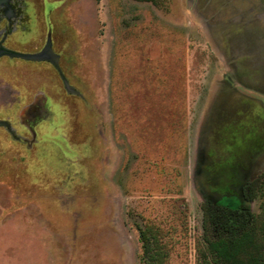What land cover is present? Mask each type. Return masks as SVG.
Wrapping results in <instances>:
<instances>
[{"label":"rangeland","instance_id":"374dc122","mask_svg":"<svg viewBox=\"0 0 264 264\" xmlns=\"http://www.w3.org/2000/svg\"><path fill=\"white\" fill-rule=\"evenodd\" d=\"M233 96L255 120L231 111L228 198L203 160ZM263 117L264 0H0V264H143L139 230L159 264H213L226 211L264 219Z\"/></svg>","mask_w":264,"mask_h":264},{"label":"flooded vegetation","instance_id":"af4514ba","mask_svg":"<svg viewBox=\"0 0 264 264\" xmlns=\"http://www.w3.org/2000/svg\"><path fill=\"white\" fill-rule=\"evenodd\" d=\"M222 102H224L225 105L217 106L213 118V120H215V124L219 125V132L221 130L222 133L220 132L219 135L215 138V140L212 139L207 144V150L205 151L206 155L203 160L204 163L203 182L205 186L208 188L209 192L223 193L224 195H227L228 198H230V196L237 197V192L239 194L242 193V185L240 184L242 175L239 172V166H240L239 164L241 163V158L243 156L242 155L243 140L241 142V140L238 138L237 139L232 138L234 133H232L231 130L235 129L234 132L236 134L237 126L236 125L234 126L231 123V117H232L231 111L232 109L234 110L235 112L234 116L236 115V112H240L241 117L249 118L251 116L254 118V120H255V114H253L254 111L252 109L253 102H250L248 98L245 99V97L243 96H233V97H229V99L225 98L224 100H222ZM258 121L255 123L253 122L254 127L250 129L251 131L253 132H255V130L264 131V117L262 119V123H259V125H258ZM239 125L242 126V130L244 129L249 130L248 126L242 125V123H239ZM241 135L242 134L240 132V136ZM222 138L225 139V142L227 143L226 145L222 144V141H224ZM233 146L236 149L235 152H237V155H234L236 156L235 160L231 154L229 155V153H227L229 152L227 151V149H232ZM237 149H241L239 153ZM207 206H208L207 204L203 205V207H207ZM238 210H244V209H238Z\"/></svg>","mask_w":264,"mask_h":264},{"label":"trees","instance_id":"16d2710c","mask_svg":"<svg viewBox=\"0 0 264 264\" xmlns=\"http://www.w3.org/2000/svg\"><path fill=\"white\" fill-rule=\"evenodd\" d=\"M133 1L148 3L155 8H161L164 3V0ZM257 183V181L251 182L250 188ZM202 215L203 225L214 219L209 207L202 208ZM226 217L231 223L238 224L241 228L232 236L219 237L205 243L211 262L213 264H264V219L262 216L258 218L246 210H229L226 211ZM138 240L142 248L143 264H159L161 258L152 253L153 244L149 236L139 230Z\"/></svg>","mask_w":264,"mask_h":264}]
</instances>
